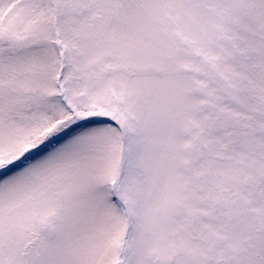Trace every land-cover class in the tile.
<instances>
[{
    "label": "snow or ice",
    "instance_id": "1",
    "mask_svg": "<svg viewBox=\"0 0 264 264\" xmlns=\"http://www.w3.org/2000/svg\"><path fill=\"white\" fill-rule=\"evenodd\" d=\"M0 264H264V0H0Z\"/></svg>",
    "mask_w": 264,
    "mask_h": 264
}]
</instances>
